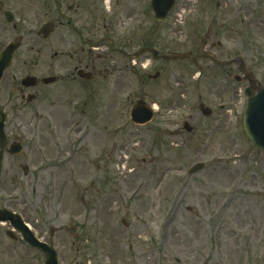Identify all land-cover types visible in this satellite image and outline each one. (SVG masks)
Returning <instances> with one entry per match:
<instances>
[{
    "label": "rangeland",
    "instance_id": "rangeland-1",
    "mask_svg": "<svg viewBox=\"0 0 264 264\" xmlns=\"http://www.w3.org/2000/svg\"><path fill=\"white\" fill-rule=\"evenodd\" d=\"M146 2L133 7L136 34L161 35V54L233 65L200 58L196 77L188 60L144 58L139 78L125 67L115 87L108 81L103 109L66 90L47 113L30 110L25 122L41 131L24 134L26 160L4 152L0 208L20 214L59 264H264V153L243 130L246 83L233 80L239 58L264 85V0H175L161 26ZM139 100L156 107L145 126L129 120ZM8 230L0 225V264L44 262Z\"/></svg>",
    "mask_w": 264,
    "mask_h": 264
},
{
    "label": "flooded vegetation",
    "instance_id": "flooded-vegetation-1",
    "mask_svg": "<svg viewBox=\"0 0 264 264\" xmlns=\"http://www.w3.org/2000/svg\"><path fill=\"white\" fill-rule=\"evenodd\" d=\"M139 3L141 0H0V99L5 101L0 110L6 117L4 128L9 130L3 154L9 152L7 145L18 142L20 152L17 156L9 152L8 158L27 159L22 138L25 133L38 136L41 128L31 120L25 122L24 117L34 109V117L38 111L47 113L57 94L69 90L73 96L83 94L85 100L103 109L107 107L108 81L114 80L115 87L119 76H124L123 68H131L139 78V58L133 61L130 56L156 46L152 38L136 34L139 21L133 7ZM145 5L150 10V0ZM83 84L91 86L90 91ZM3 89L10 91L4 94ZM37 253L42 260V253Z\"/></svg>",
    "mask_w": 264,
    "mask_h": 264
},
{
    "label": "water",
    "instance_id": "water-1",
    "mask_svg": "<svg viewBox=\"0 0 264 264\" xmlns=\"http://www.w3.org/2000/svg\"><path fill=\"white\" fill-rule=\"evenodd\" d=\"M172 0H153L152 8L155 13L157 20L164 18L166 12L171 8ZM179 55H173L178 57ZM246 73V72H245ZM248 77V74H246ZM252 88L257 87L256 83L252 81ZM248 95L247 109L243 118V126L248 138L255 144V146L264 151V88L258 90L256 95L251 94L249 89L246 90ZM204 114L209 112L203 110ZM133 121L137 123H143L150 119L151 112L145 108V106L139 102L132 109ZM3 121L4 117L0 114V146L1 149L4 147L5 136L3 134ZM185 129L190 131L191 129L185 125ZM1 159V155H0ZM201 165H196L190 170V172L199 169ZM9 220L12 222L17 229L21 230L25 239L30 243L31 246L37 247L42 250L46 255L45 264H57V258L55 252L47 247L45 244L39 243L35 240L33 235L27 230V228L20 222V218L14 214H11L5 210H0V221Z\"/></svg>",
    "mask_w": 264,
    "mask_h": 264
}]
</instances>
